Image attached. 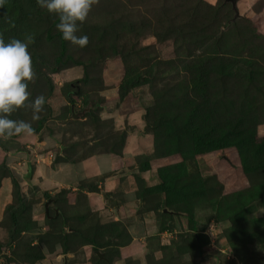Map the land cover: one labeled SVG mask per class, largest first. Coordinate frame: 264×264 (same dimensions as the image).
<instances>
[{
	"label": "rangeland",
	"instance_id": "1",
	"mask_svg": "<svg viewBox=\"0 0 264 264\" xmlns=\"http://www.w3.org/2000/svg\"><path fill=\"white\" fill-rule=\"evenodd\" d=\"M236 6L96 0L81 48L3 0L36 75L9 117L33 133L0 136V264H264V0ZM126 148L112 189L103 155Z\"/></svg>",
	"mask_w": 264,
	"mask_h": 264
},
{
	"label": "clouds",
	"instance_id": "2",
	"mask_svg": "<svg viewBox=\"0 0 264 264\" xmlns=\"http://www.w3.org/2000/svg\"><path fill=\"white\" fill-rule=\"evenodd\" d=\"M95 2L96 0H37L41 8L58 16L56 28L62 33L63 39L81 48L87 46L89 41L87 35H77V32ZM2 4L3 0H0V5ZM32 39L28 36L26 41L12 39L5 42L3 36H0V136L33 133L30 122L9 118L15 110L25 105L31 95L28 84L36 75L28 50ZM45 103L43 95L32 101L33 120L39 119Z\"/></svg>",
	"mask_w": 264,
	"mask_h": 264
},
{
	"label": "crops",
	"instance_id": "3",
	"mask_svg": "<svg viewBox=\"0 0 264 264\" xmlns=\"http://www.w3.org/2000/svg\"><path fill=\"white\" fill-rule=\"evenodd\" d=\"M130 135L131 136L129 138H132V136H138V135H136V132H132ZM0 152H1L0 157L2 158V160H4V158L6 157L7 154H9V153L5 152L1 147H0ZM103 156H105L107 158L110 170L115 171L116 178L118 177L117 179L113 178L112 176L107 178V184L109 186H111L110 188L115 189V188L119 187V184L121 182L126 183L129 179L130 175H127V176L121 175L120 176V171L124 167H127V165H131V163L133 162V156L131 157L128 149L126 148L122 154L111 153L109 155H103ZM87 162H88L87 163L88 165H86L85 161L82 163V165H81L82 167L79 169V171L77 170L78 173H77L76 177L80 178L81 176H83V173H82L83 170L85 171V174H86L87 173L86 168L89 165H92L94 167V170H95V167L98 168V161L96 160L95 156L89 158Z\"/></svg>",
	"mask_w": 264,
	"mask_h": 264
},
{
	"label": "water",
	"instance_id": "4",
	"mask_svg": "<svg viewBox=\"0 0 264 264\" xmlns=\"http://www.w3.org/2000/svg\"><path fill=\"white\" fill-rule=\"evenodd\" d=\"M224 1L231 3L232 8L235 11V15L237 16L239 13H238L237 6H236V0H224ZM46 211H47V206H46ZM100 257H101V255H100Z\"/></svg>",
	"mask_w": 264,
	"mask_h": 264
},
{
	"label": "trees",
	"instance_id": "5",
	"mask_svg": "<svg viewBox=\"0 0 264 264\" xmlns=\"http://www.w3.org/2000/svg\"><path fill=\"white\" fill-rule=\"evenodd\" d=\"M33 3H34V5H35V7H37V3L35 2V0H33ZM1 146V145H0Z\"/></svg>",
	"mask_w": 264,
	"mask_h": 264
}]
</instances>
